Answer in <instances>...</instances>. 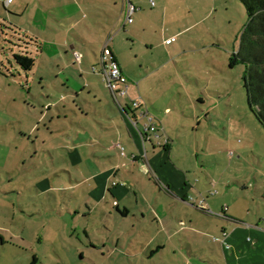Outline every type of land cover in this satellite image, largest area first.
<instances>
[{
	"label": "rangeland",
	"instance_id": "1",
	"mask_svg": "<svg viewBox=\"0 0 264 264\" xmlns=\"http://www.w3.org/2000/svg\"><path fill=\"white\" fill-rule=\"evenodd\" d=\"M8 1L0 0V21H22L18 10L22 5L26 7L27 0H16L13 4H8ZM172 1L168 8V21H189V26L203 21L201 25L176 36V42L167 47L160 43L173 33L169 30L165 32L163 27H159L158 38L143 40L134 51L131 50L132 43L125 39V45L128 44L126 57L135 63L134 54L142 56V75H145V70L158 67L167 56H175L173 59L169 57L163 88L159 84L157 90L161 96L167 93V100H172L178 110L184 111L185 120H181V123H165L168 131L174 134L178 146L185 150L176 155L181 157L183 166L188 168L186 170L190 171L195 181L203 177L202 172L206 168L212 171L227 167L230 160L217 153L223 152L226 157L230 151L235 153L232 176H238L241 183L236 185L234 182L236 192L233 197L240 198L242 203H238V206H245L243 213L247 223L264 227V125L248 101L243 80L247 66L236 61L233 69L230 68V59L239 51L241 34L248 21L246 6L242 0ZM170 24L168 26L175 30L176 35L179 26ZM1 29L5 30L4 34ZM25 50L24 41L13 38L10 30L0 26V264H30L34 255L44 264H71L69 260L75 261L73 264H91L90 256L79 261L82 252L94 256L96 252H91L92 242L94 245L103 244L111 237L115 242L111 244H116L122 238L120 247L125 249L126 255L132 254L127 264H135L134 254L140 252L153 236L151 218L143 220L139 214L137 219L131 221L135 225L146 226V231L132 229L130 233L121 235L117 228L122 220L112 207L116 199L108 192V203L102 200L98 207L95 200V210L90 211L85 193L73 188L76 181L84 177L78 178V171L69 164H62L61 160L68 153L61 150V146H73V140L85 146L84 149L79 146L81 155L89 151V155L93 156L95 151L89 149L88 143L97 140V133L88 129L92 123L81 110H85L83 105L89 108L85 103L89 100V91L81 89L83 81L89 79L87 68H83V74H79L78 67L70 71L77 77L74 79L81 86L79 92H82L75 103L73 92L77 90L65 87L75 83L68 79L70 72L56 76L52 67L48 68L40 59L30 74L25 73L13 58V52L21 54ZM137 64L133 68H138ZM173 69L176 74H172ZM132 81L138 83L137 79ZM209 82L212 83L211 87L206 89ZM104 89L116 110L110 92L105 86ZM105 91H101L100 96H105ZM201 94L206 105L198 103L197 97ZM61 96L66 99L58 102L59 108L55 104H52V110L46 107L49 102L57 101L53 98ZM70 100L74 102L73 106L69 104ZM148 108L152 114L150 108L153 111V107L149 104ZM104 109L111 119L116 118L117 111L112 107L105 104L101 110ZM95 111L96 107H92L91 112ZM207 112L208 118L203 119L199 127V121L194 119L205 118ZM231 112L235 115L232 123ZM106 122L112 127L107 131L110 138L106 137L102 142L103 147L119 139L116 125L112 121ZM103 124L107 123L96 125L102 128ZM32 128L36 133L30 135ZM178 130L179 137L176 135ZM75 132H79L80 136ZM113 134H117V137ZM128 137L123 141L130 145L132 138L129 134ZM231 140L233 145H230ZM205 153H208L207 156H204ZM82 169L81 165L80 171ZM68 170L73 174L72 180ZM150 178L151 175H147V179ZM127 204L133 207L131 201H127ZM104 209L114 217L107 215ZM89 213L91 217H84ZM199 213L198 218L192 215L189 219H182L188 228L176 238V242L184 247L186 253L189 252L194 258L197 256L195 259L198 262L226 264L218 243L206 245V253H203V236L195 232H207L208 240L211 238V225L218 234L222 235V232L217 224L219 219L205 212ZM172 220L177 228H181L179 220ZM191 221L197 227L191 223L194 226L191 228ZM222 221L226 225L227 221ZM171 252L168 251L167 257L159 253L150 258L148 254L151 249L148 248L145 254L139 255L140 260L136 264H162L165 260L170 261Z\"/></svg>",
	"mask_w": 264,
	"mask_h": 264
},
{
	"label": "crops",
	"instance_id": "2",
	"mask_svg": "<svg viewBox=\"0 0 264 264\" xmlns=\"http://www.w3.org/2000/svg\"><path fill=\"white\" fill-rule=\"evenodd\" d=\"M9 1L8 4H13L16 0L11 3ZM133 3L138 10L133 17L134 22L131 24L127 23L125 0H27L26 7L24 8L22 5L18 10L22 21H0V26L9 29L13 38H19L18 41L25 42L26 53L34 57L36 63L41 59L48 68L52 67L56 76L70 72L73 67H78L79 74L84 73L83 68L85 67L87 73L90 74L89 79L83 81V88H81L89 91L90 101L86 100L85 102L89 108L82 104L85 110H81L92 123L88 129L97 133L95 135L97 140L94 142L91 140L88 143L89 149L95 150L93 156L89 155V151L81 155L79 146H82L81 149H84L85 146L74 140L72 141L73 146H61V150L68 152L67 157H61L62 164L66 163L74 167L78 171V178L79 176L84 177L80 181L78 179L73 188L81 189L85 193L88 201L87 207L92 212L95 210L93 204L95 200H97L98 207L101 206L102 200L108 203V192H110L116 199L112 207L123 221L118 222L119 228H117L121 235L130 233L129 231L132 229L146 231V226H138L131 221L137 219L139 214L143 220L151 218V223L154 226L151 230L153 236L149 238L140 252L137 251V254H134L136 256L135 264L140 260L139 255L145 254L148 248L151 249V253L148 254L150 258L159 253L166 256L168 251H172L169 255L170 261L165 260L162 264H197L198 260L195 259L197 256L194 258L189 252L187 254L184 247L176 242V238L188 228V224L182 219H189L192 215L198 218L199 212H205L219 219L217 224L222 232V235L218 234L211 225L209 240L206 239L207 232L202 230L195 232V234L200 235L201 233L203 236V253H206V245L218 243L222 247L226 264H264V227L247 223L243 213L245 206H238V203H242L240 198L233 197L236 192V188L233 187L234 182L236 185L241 183L238 176L236 178L232 176L231 168L234 165L235 153L231 156L232 151H230L227 157L223 152L217 153L225 156L228 161L230 160L227 167L212 170L213 172L206 168L202 172L203 177L195 181L192 180L190 171H187L188 168L183 166L181 157L176 155L185 150L178 146L173 137L174 134L168 131L165 123L172 122L173 125L181 123V120H185L184 111L178 110L172 100H167V93L161 96L157 90L159 84L163 88L165 72L170 64L169 57L173 59L175 56H167L165 62L158 67L145 70V75H142L144 72L142 56L134 54L135 63L126 57L128 44L125 45V39L132 43L131 50L134 51L137 44L143 40L151 41L153 38H158L159 27H163L165 32L169 30L173 33L169 38H161L163 40L160 44L167 47L176 42V36L190 32L192 28L201 25L203 21L192 26L188 25L189 21H168V8L173 4L172 0H156L155 7L150 5L149 0H133ZM183 22L185 23L184 27ZM169 23L179 26L176 35L174 34L175 30L168 26ZM1 30L4 34L5 30ZM106 48L111 50L113 60L120 66V89L127 88L128 90V94L125 96L118 95L116 97L104 83L101 59ZM167 53L169 54V52ZM13 54L15 53L13 52ZM76 54L80 55V60L77 59ZM134 64H137L138 68H133ZM230 68L233 69V67ZM72 74L69 73L68 79L75 83L67 84L65 87L73 91L77 90V92H73L75 103H77L81 98L82 92L78 90L81 86L74 79L77 77ZM172 74H176L174 69ZM137 76L139 77L136 78ZM26 78L29 79V75ZM42 79L44 80V78ZM132 79H137L138 83L135 84ZM211 84L209 82L206 89H209ZM104 86L110 92L116 104V110L109 95L106 94ZM101 91H105V94L103 93L105 98L100 96ZM68 98L71 99V96ZM139 98L144 100L146 104L144 108L148 112L149 104L153 107L154 110L152 111L150 108L152 114L149 112V115L157 127L156 132L148 133L149 139L145 141L144 127L147 119L139 117V112L132 110V102ZM197 98L198 103L206 105L203 94ZM53 99L57 101L49 102L46 105V107L49 106V110H52V104L59 108L58 102L66 98L61 96ZM69 104L73 106L74 102L70 100ZM105 104L117 111L115 119H111L105 109L101 110ZM92 107H96L94 113L91 112ZM208 116L207 112L205 118L198 117L199 119L194 120L199 121V127H201L203 119H207ZM230 117L232 123L235 115L232 113ZM106 121H112L116 125L119 139L116 142L113 140L112 144L109 143L107 147H103L102 142L106 137L110 138L107 131L112 127ZM134 122H137V126L134 125ZM144 122L146 123L143 124ZM97 123L107 124H103V127L99 128ZM33 132L32 128L30 135ZM75 134L80 136L79 132H75ZM128 134L132 138L130 145L123 141L129 138ZM116 135L114 136L117 137ZM176 135L179 137V130ZM114 136L112 138L116 139ZM149 144H151V149H149ZM231 144L233 145L232 140ZM70 153L73 155L70 156ZM192 154L194 153L192 152ZM207 154L205 153L204 156ZM81 165L82 170L85 168L84 173L81 172L82 170L80 171ZM67 173L72 180V172L68 170ZM147 175H151L149 180ZM127 201H131L133 207L129 206ZM246 208L248 209L247 206ZM104 211L107 215L114 217V214L105 209ZM248 211L250 212L249 209ZM79 213L81 212L76 214ZM220 214L223 216L221 217ZM91 215L89 213L84 217L89 218ZM172 219L179 220L181 228H177ZM222 220L227 221L226 225L222 223ZM191 223L197 227L195 222L191 221L189 225L191 228H194ZM109 230L111 232V229ZM121 240L120 237L116 244H111L115 243L111 237L109 241L104 240L103 244L94 245L92 242L91 252H96L97 255L93 256L92 253L82 252L79 261H84L90 256L92 257L91 264H127V259H131L132 254L126 255L125 249L120 247ZM2 241L4 244L3 239ZM177 256L179 257L177 258ZM63 262L65 263L64 259ZM69 263L73 264L75 261L69 260ZM198 264H207V262L201 260Z\"/></svg>",
	"mask_w": 264,
	"mask_h": 264
},
{
	"label": "trees",
	"instance_id": "3",
	"mask_svg": "<svg viewBox=\"0 0 264 264\" xmlns=\"http://www.w3.org/2000/svg\"><path fill=\"white\" fill-rule=\"evenodd\" d=\"M242 1L247 9L248 21L241 34L239 51L230 59V67H234L236 61L247 66L243 80L248 101L264 125V0ZM13 58L25 73L31 72L36 63L26 51L13 54ZM30 264L44 263L34 255Z\"/></svg>",
	"mask_w": 264,
	"mask_h": 264
},
{
	"label": "built area",
	"instance_id": "4",
	"mask_svg": "<svg viewBox=\"0 0 264 264\" xmlns=\"http://www.w3.org/2000/svg\"><path fill=\"white\" fill-rule=\"evenodd\" d=\"M127 3V23H133L134 22V15L137 12L138 8L134 5L133 0H125ZM12 0L9 1L11 3ZM150 5L152 7L156 6L155 0H149ZM76 57L78 60L81 59L79 54H76ZM102 65H103V80L106 84L107 88L117 97L118 95L125 96L128 94V90L126 89H120V82H121V69L119 64L113 60L112 58V52L109 48H106L104 50V53L102 55ZM144 100L142 98L136 99L132 102V110L139 112V117L146 118L147 123L145 124L144 131L146 133V138H144V141L149 139L148 133H154L157 130L156 125L153 123V118L149 115V112L147 111ZM134 125L137 126V122H134ZM143 135L142 132H140ZM233 152L230 153L231 156H233ZM203 207V203H202ZM222 217L223 214H220ZM229 248V247H227Z\"/></svg>",
	"mask_w": 264,
	"mask_h": 264
}]
</instances>
